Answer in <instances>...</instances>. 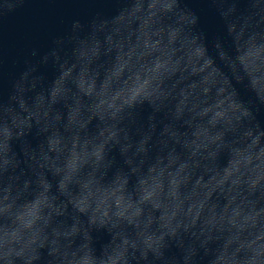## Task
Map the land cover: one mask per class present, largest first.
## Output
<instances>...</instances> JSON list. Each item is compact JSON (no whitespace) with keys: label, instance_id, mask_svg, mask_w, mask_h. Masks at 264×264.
<instances>
[{"label":"clouds","instance_id":"1","mask_svg":"<svg viewBox=\"0 0 264 264\" xmlns=\"http://www.w3.org/2000/svg\"><path fill=\"white\" fill-rule=\"evenodd\" d=\"M115 2L0 96V264H264V0Z\"/></svg>","mask_w":264,"mask_h":264}]
</instances>
